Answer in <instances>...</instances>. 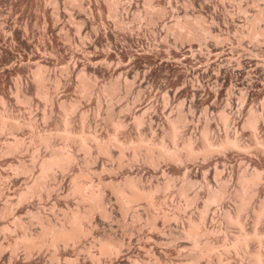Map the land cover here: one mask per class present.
Segmentation results:
<instances>
[{
  "label": "rangeland",
  "instance_id": "374dc122",
  "mask_svg": "<svg viewBox=\"0 0 264 264\" xmlns=\"http://www.w3.org/2000/svg\"><path fill=\"white\" fill-rule=\"evenodd\" d=\"M107 1L108 0H0V111H6L9 115L12 114L13 118L16 117V120L21 122L24 121L23 123L26 125L27 122L30 123L24 126L26 128L23 127L18 131L13 132L7 130L8 132L5 131L6 133H0L1 150H5V147L12 143V141H15V139H20L23 143L27 144L26 148L24 144L23 150L21 149L19 152L13 154L4 152L2 154L0 150V232L2 231V234H0V264H56V261H59L61 264H133L135 262V264H220L219 262H221V264H251V261H249L250 259L244 256L245 253H241L242 250L240 252L236 251L237 253L235 255V251L227 253L224 246H221L224 245L225 242L230 244L240 233L239 230H241L237 226L229 227L226 223V226H224L223 221L225 220L224 217H222L226 209L227 211H232V208H234L232 212H234V210L236 211V204H238L236 193L238 191L237 187H239V184H237L239 183L238 176L242 173L252 174L260 171L261 177H263L262 181L264 180V153L257 151L254 147H252L254 150H252V152L247 151L248 153L236 149H231V151L227 149L218 151L217 153L214 152L207 158L198 156V161H196V159H193V161L187 160L183 161V164H179L178 162H168V164L164 162V165L161 164L160 167H156L144 162L145 159L143 157L135 161L131 150H127L128 152L126 151V156L124 155L123 158L120 156L119 147L112 146L113 148H110V155L104 157L105 155L99 156L103 154H99L95 148H93L95 152L92 150L91 153H86L80 150L76 143L73 144L74 142H72V144H69L72 147L70 149L69 146V150H74L76 147V151H73L76 156V161L72 164L73 167H70L71 170H65L67 172L58 170V172H60H56L57 176L56 174L50 176L51 179L49 180L48 178L47 181L49 184L52 183L51 185H48L46 182L47 186L58 190L56 192L53 191L54 193L52 192L53 194L51 193L49 197L46 191H43L41 193V197L43 198L35 196L32 198L33 200L28 199L25 200V202L20 201L22 194L20 192H23L24 189L26 190L29 186L28 184H32L39 177L40 160L49 155L51 150V148L48 149L45 145L40 146V143H37L35 134L37 132H39L37 134H43L46 131L47 133H51V130H56V135L54 132L52 133L54 137L51 140V147H53L54 144H56V146L53 148L56 147L59 149L64 147L66 144L65 140H63L62 137V142L60 143L61 136L58 135L61 133L60 129L62 126L59 122H62L63 117V115L61 116L63 112H61V104L59 103H67L68 105L71 100V103L77 102L78 106L76 112L74 111L76 114L72 113L69 116V120L74 124L71 125L76 128L75 130L78 128L80 129L81 125H87L83 126L84 128L87 127L85 130H88L89 127L92 126L90 129L93 128L95 132L98 131L97 133L102 135H100L101 138L103 137L102 139L106 137L109 138V134H113V130L111 131V129H109L112 128V125L110 126L111 122L108 121L109 118L110 121L115 118L114 120L119 119L121 121L123 120L124 122H122L124 124L126 123L125 127L127 126V130L123 128L118 132V137H122L121 139L123 141L134 137V139H136V137L139 136L138 134L141 133V135L144 134L148 136L149 139L153 136V139L158 141L163 139L161 136L165 132L164 129H167L169 121L182 114L185 115L186 118L188 117V121L181 130L179 144L191 138L195 141V147L201 148L202 132L205 128H208L210 139L215 144H218L228 136L231 138L239 137L243 146H248V144L252 145V131L244 128L243 125L250 113L256 111L257 114H262L263 116H261L262 121L259 123L260 125L257 129V133H259L258 137L264 142V35L257 39H253L252 37L254 32L264 30V21L260 22L255 27L247 25L259 11H264V0ZM10 2L12 3L10 4ZM184 2L188 4L185 5ZM112 4H114V6H112ZM188 5H190L189 8ZM157 6L160 7V10H158ZM10 8L12 9L10 10ZM161 11H163V14H160ZM150 13L151 15H149ZM198 15L202 16L200 17L204 19L203 23L210 28L209 32L206 34L207 36H202L201 40L187 38L183 40L179 39L176 34L177 30L174 27L175 24L179 21H184L186 16L195 19ZM152 19L153 21H151ZM213 23L218 24L219 27H215ZM4 24L5 26L2 27ZM4 27L5 30L3 32ZM220 36L223 37L221 38ZM216 37L225 40L223 42H218ZM41 77H43L44 81ZM39 79L40 81H37ZM39 90L44 94L46 93L47 100L39 95L41 93ZM82 111L87 114L85 120L87 123L84 122V124L79 120L81 119L80 116L83 114ZM221 112H226V114L229 115V124L227 126L222 123L220 116ZM46 114L47 116H44ZM96 115L98 117H96ZM108 116L110 117L108 118ZM116 116L119 118H116ZM137 116L145 117L144 124L140 129L134 127L135 120L138 118ZM44 117H46V119ZM32 124L34 125L33 127H31ZM57 127H60V129ZM151 128L153 129L151 130ZM137 129L139 130L136 131ZM120 132L122 133L120 134ZM34 139L35 145L33 142ZM45 151L49 153L47 154ZM97 153L99 155H97ZM249 154L250 156H248ZM91 156L92 160H88ZM142 159L144 160L142 161ZM96 160H98L99 163L98 161L91 163V161L93 162ZM35 161L39 162L35 163ZM85 161L90 162L87 164ZM176 164L179 167H177ZM24 165L27 169L26 172L18 170ZM34 166L36 167V171ZM105 167L107 171H105ZM153 167H155V169ZM32 169L35 172L32 171ZM32 172L35 173V175ZM75 172L77 175L86 173V182L92 183L96 188L101 189L103 187L104 189H102L104 191L106 190L105 194L108 196H105L108 204L107 207L112 205L108 208L109 211L113 212H111V219L115 218L114 222L113 219L105 221L99 216H96V219L93 220V224L91 222L85 223L86 226L88 225L87 227L91 225L89 227L91 229V234L86 238H82L80 240L81 243H77H80L79 245L73 244V247L71 245L60 247L59 250L57 249L58 251L55 250V248L48 247L42 249L43 251H36L37 254L33 253V255H30V258L26 259L27 255L25 253L27 252H23L25 251L23 248H21V250L19 249L20 251L18 250V252L14 251L12 248V241L18 239L16 235L19 234L18 237H20V234L22 235L21 232L27 231L28 226L27 232H31L32 234H37L41 231V220L34 217L35 215H33V213H40L42 217L52 216L51 221L55 222L56 220L62 221L65 212H68L69 209L74 210L78 207L79 202L77 201V197L70 193L71 179L75 176ZM100 173L103 176H100ZM109 173L111 175H109ZM217 173L219 174L217 175ZM128 175L130 177L139 176L140 179L142 177L143 179L141 182L145 185H147V183L148 185L151 183L163 184L166 180L170 181V188L165 190L167 192L163 191L161 194L159 193V195H157V199L162 203V210H158L159 213L160 211L162 212V214L160 213V220L158 221L159 218L155 220V222L158 223V225L155 224L158 226L159 230L154 231L151 226V228L149 227L148 221L145 220L148 219L145 216L151 213L150 210L146 208L147 206L145 204L132 210H140L138 213L142 212V215H140L142 218L144 216V220L142 219L144 222L141 219V221L132 219L136 211L135 213L130 211L129 215H124L125 217H122L123 214L119 211L121 209L118 205L117 197L111 191L107 182L110 183L114 179L119 181V178L122 179L128 177ZM55 176L57 177V182ZM152 179L155 180L153 181ZM174 179L175 182L173 181ZM149 181L151 183H149ZM186 182H190L191 184H187ZM193 182L195 183L193 184ZM261 182L255 187L257 190L254 189L256 192L259 191L257 192L258 194L254 192L251 206L245 211L246 214L243 213L242 215V221L246 225L243 227L246 228L245 231L247 230L248 232L250 230L252 231L253 228H258V231L264 232V216L260 222L255 223L253 211L251 210L260 204L259 201L262 202L264 200V181ZM172 183L175 185H172ZM105 184L107 186H105ZM185 185L190 188L186 189V191H190H187V195L185 194V196L179 195L180 189L187 188ZM188 185H190V187ZM222 187L225 189V195H223L221 201L211 204L210 208L208 206V214L206 211L205 215L207 219H204V221L208 220L205 223L206 225L204 224L207 229L204 228L206 230L209 229V232H211L212 229V232L215 231L214 233L211 232L209 235L210 237L207 236L204 240L202 239L203 242L200 243L201 248H204L202 244L204 246L207 242L213 243V245L215 244L217 247H215V249L218 252L215 249L213 250L214 252H205L206 254L204 253V257H201V260L199 258V262H196L195 260L197 257L194 260L193 257L199 253L197 251L203 249L194 247V241L192 242L191 239L184 238L185 236L182 235V227L185 226V221L187 222L189 217L198 220L199 217L197 218V216L203 211L207 196L209 197L211 192L213 193L214 191L223 189ZM59 190L60 192H58ZM66 192H69V194ZM227 193L228 195H226ZM177 194L179 196H177ZM187 196L188 199L186 200ZM191 198L193 200H191ZM44 199L46 200L43 201ZM189 199L191 200L190 203ZM18 200L20 201L19 203H17ZM185 202L190 205H185ZM254 204L256 206H254ZM7 205H10L8 207L12 209V213L10 212L11 214H7L8 216H4V211L2 210H4V208L6 209L7 207L4 206ZM180 206H182L185 211L182 210L180 212ZM146 209L149 210V213ZM167 209H169V211ZM142 210L145 211L143 212ZM164 211L171 216V219H169L171 222L169 220V222L165 220L162 221L163 218L161 215H163ZM61 216L63 218H60ZM175 218L177 221L174 220ZM34 219L39 222L40 227L38 222ZM60 221H56L55 223ZM164 222L165 224H163ZM24 225L28 226L25 227ZM261 225L263 226L261 227ZM6 226L9 230L3 231ZM18 226H22L23 228L20 227L21 229L25 227V229L21 230ZM148 232L150 234H148ZM180 232L183 237L180 235ZM112 235H115V238ZM109 236L111 239L120 240L121 243H124H122L123 247L121 253L119 256H116L118 260L115 256L101 258L98 255L100 241L102 242L103 240L109 239ZM95 237L98 238V241L94 239ZM206 238L208 241H206ZM8 242L11 247L7 246ZM263 243L264 239L262 241V244ZM260 244L258 241L251 243L250 248L252 249L250 250L255 251L261 246H264V244ZM131 246L132 248H129ZM84 249H87V251ZM195 252H197V254H194ZM191 253L193 255H191ZM93 255L97 256L98 261L96 259L92 260L91 257ZM52 256H59L60 258L58 259L56 257L58 260H52ZM75 257L79 259L76 260ZM223 257H225V259ZM244 258H246V260H244ZM27 260L29 261L27 262Z\"/></svg>",
  "mask_w": 264,
  "mask_h": 264
},
{
  "label": "bare ground",
  "instance_id": "6f19581e",
  "mask_svg": "<svg viewBox=\"0 0 264 264\" xmlns=\"http://www.w3.org/2000/svg\"><path fill=\"white\" fill-rule=\"evenodd\" d=\"M60 1V0H59ZM65 1V0H64ZM78 1V0H77ZM155 1V0H154ZM177 1V0H176ZM191 1V0H190ZM230 1V0H229ZM238 1V0H237ZM75 2V1H74ZM107 2H109V0L107 1ZM146 2V1H145ZM148 2V1H147ZM218 2V1H217ZM12 2H10V4H11ZM66 3H67V1H66ZM116 3H117V1H116ZM120 3V2H119ZM168 3H170V2H168ZM185 3V5L186 4H188V3H186V2H184ZM191 3V2H190ZM207 3V2H206ZM64 4V3H63ZM71 4H73V3H71ZM77 4V3H76ZM75 4V5H76ZM145 4V3H144ZM147 4V3H146ZM149 4V3H148ZM157 4V3H156ZM217 4V3H216ZM222 4V3H221ZM54 5H55V3H54ZM60 5V4H59ZM70 5V4H69ZM78 5H80V4H78ZM110 5H111V2H110ZM117 5V4H116ZM184 5V4H183ZM193 5V4H192ZM224 5H225V3H224ZM112 6H114V4H112ZM162 6V5H161ZM189 6L190 5H188V8H189ZM9 7V6H8ZM64 7V6H63ZM79 7H81V6H79ZM149 7V6H148ZM158 7V6H157ZM193 7V6H192ZM223 7V6H222ZM69 8V7H68ZM155 8V7H154ZM195 8V7H194ZM193 8V9H194ZM12 8H10V10H11ZM161 9H162V7H161ZM187 9V8H186ZM150 10H151V8H150ZM156 10V9H155ZM158 10H160V7H158ZM196 10V9H195ZM241 10V9H240ZM147 11H148V9H147ZM246 11V10H245ZM149 12V11H148ZM167 12V11H166ZM216 12V11H215ZM243 12V11H242ZM13 13V12H12ZM53 13H55V12H53ZM154 13V12H153ZM158 13V12H157ZM70 14V13H69ZM73 14V13H72ZM148 14V13H147ZM160 14H163V11H161V13ZM165 14V13H164ZM149 15H151V13L149 14ZM190 15V14H189ZM188 15V16H189ZM152 16H153V14H152ZM156 16V15H155ZM160 16H162V15H160ZM185 16V15H184ZM188 16H186L185 17V20L184 21H179V22H177L176 24H175V29L177 30V36H178V38L179 39H185V38H187V39H202V36H204V35H206L208 32H209V26H207V25H205L204 23H203V20L204 19H202L199 15H198V17H194L195 19H192L191 17H188ZM191 16V15H190ZM71 17V16H70ZM178 17H179V15H178ZM3 18V17H2ZM68 18H69V16H68ZM151 18V17H150ZM157 18V17H156ZM184 18V17H183ZM1 19V18H0ZM158 19V18H157ZM182 19V18H181ZM57 20V19H56ZM55 20V21H56ZM177 20V19H176ZM71 21V20H70ZM151 21H153V19L151 20ZM214 21V20H213ZM248 21V20H247ZM264 21V11H259L257 14H256V16H254V18L250 21V23L249 24H247L248 26H251V27H255V26H257L260 22H263ZM3 23V22H2ZM245 23V22H244ZM243 24V23H242ZM213 25L215 26V27H219V25L218 24H215V23H213ZM239 25V24H238ZM3 26H5V24L4 25H2V27ZM1 27V28H2ZM212 27V26H211ZM239 27V26H238ZM264 27V26H263ZM171 28H172V26H171ZM247 28V27H246ZM262 28V27H261ZM16 29V28H15ZM220 29V28H219ZM240 29H242V28H240ZM243 29H245V28H243ZM4 30H5V27H4V29H3V32H4ZM10 31V30H9ZM12 31V30H11ZM245 31V30H244ZM6 32V31H5ZM173 32V31H172ZM222 32V31H221ZM244 33V32H243ZM10 34V33H9ZM175 34V35H176ZM252 34V33H251ZM227 35V34H226ZM226 35H225V37H226ZM264 35V30L263 31H257V32H254L253 33V35H252V37H253V39H257L258 37H260V36H263ZM207 36V35H206ZM214 36V35H213ZM217 36V35H216ZM221 37V36H220ZM220 37H216V40L218 41V42H223L225 39H221ZM83 38V37H82ZM85 38V37H84ZM234 38V37H233ZM246 40V39H245ZM250 40V39H249ZM83 41V40H82ZM187 41V40H186ZM203 41V40H202ZM230 41H231V39H230ZM234 41V40H233ZM200 42V41H199ZM217 42V43H218ZM228 42V41H227ZM239 42V41H238ZM239 44H240V42H239ZM220 45H221V43H220ZM222 45H223V43H222ZM40 68V67H39ZM38 69V68H37ZM44 73V72H43ZM85 75V74H84ZM38 78V77H37ZM41 79L43 80V77H41ZM37 81H40V79L39 80H37ZM44 81V80H43ZM35 82V81H34ZM42 83V82H41ZM43 84H44V82H43ZM83 84V83H82ZM79 85V84H78ZM39 86V85H38ZM37 87V86H36ZM45 88V87H44ZM80 88V87H79ZM105 88H106V86H105ZM104 88V89H105ZM108 89V88H107ZM40 91V90H39ZM104 91V90H103ZM109 91V90H108ZM117 91V90H116ZM41 92V91H40ZM89 92V91H88ZM88 92H87V94H88ZM107 92V91H106ZM48 93V92H47ZM37 94H39V93H37ZM46 94V93H45ZM44 93H40L39 95L41 96V97H43L44 99H46L47 100V96L45 95ZM102 95V94H101ZM111 95V94H110ZM109 95V96H110ZM106 96V95H105ZM112 97V96H111ZM241 97V96H240ZM101 98V97H100ZM109 98V97H108ZM140 98V97H139ZM244 98V97H243ZM138 100V99H137ZM72 101V100H71ZM71 101H70V104H68L67 105V103L65 104V103H59V104H61L60 105V107H61V109H62V111L61 112H63V113H61V116L63 115V117H62V122H59V124H61L62 126H61V129H60V127L58 128V129H60L61 130V133H60V130H59V133L60 134H58V135H60L61 136V141H60V143L62 142V137H63V140H65V145H64V147H62V148H59V149H57L56 147L55 148H53L54 146H56V144H54L53 145V147H51V140H52V138L54 137V134H52L53 132L55 133V135H56V130L55 131H52L51 130V133L49 132V133H47V131L45 132V133H43V134H37V133H39V132H37L35 135H36V140H37V143L39 142L40 144V146L41 145H45V146H47L48 147V149L49 148H51V150H50V153L49 152H47V151H45V152H47V154L49 153V155H47V156H45L44 158H43V156H42V160H40V175H39V177L32 183L31 181V183L32 184H28L27 186V188H26V190L24 189V191L22 192H20V193H22L21 194V198H20V201H24L25 202V200H30V199H32L33 197H35V196H37V197H41V193L44 191H46V193H47V195H48V197L51 195V193L53 192V191H57L58 189L56 188V187H54V188H56L57 190H55V189H53L52 187H49V186H47V184H46V182L48 183V185H51L52 183H50L49 184V182L47 181L48 180V178H49V180L51 179L50 178V176H54L55 174H56V172L57 173H59L58 172V170H61L62 172L63 171H65V170H67V169H69V170H71L70 169V167L72 166V164L76 161L75 159H76V156H75V151H76V147L74 148V150H69V144L71 143L72 144V142H74L73 144H77L78 146H79V149L80 150H83V151H85L86 153H91V151L93 150L94 151V149L93 148H95L96 149V151L99 153V154H103V155H99L98 153H97V155H99V156H104V157H106V156H109L110 155V148L113 146H117V147H119V149H120V156L121 157H123L124 155L126 156V151L128 150V151H132V155H133V158L135 159V161L136 160H138L139 158L141 159L142 157L145 159V161L144 162H147L148 164H151V166L153 165V166H158V167H160L161 166V164H163L164 162H171V163H173V162H178L179 164L180 163H182L183 161H187V160H192L193 161V159H196V161H198L199 159L197 158L198 156L199 157H201V156H203L204 158H207L208 156H210L211 154H213L214 152L215 153H217L218 151H224V150H227V149H230V151H231V149H233V150H239V151H248V152H252V150H254L255 148L257 149V151H260V152H262V153H264V142H263V140H261L259 137H258V135H259V133H257V129H258V127H259V123H261L260 121H262V114L261 115H259V114H257L256 113V111L255 112H251L250 113V115H249V117L247 118V120L245 121V123H244V128H247V129H249V130H251L252 131V136L251 137H253V139H252V145L251 144H248V146L247 145H245V146H243V144L240 142V140H239V137L237 138V137H234V138H231V137H225L223 140H221V142H219L218 144H215L213 141H211V139H210V134H209V130H208V128H205L204 130H203V132H202V147L201 148H196L195 146L196 145H194V140L193 139H191V138H188V139H184L185 141H181L182 143L181 144H179V139L181 138V130H182V128H184L183 126H185L186 125V123H187V118H186V116L185 115H182L181 113V115H179L177 118H175V119H173V120H170L169 121V124H168V126H167V129L165 128L164 130H165V132H164V134L161 136V137H163V139H161V140H158V141H156V140H154L153 139V136H152V138H151V136H150V138L151 139H149L148 138V136H145L144 134V136L143 135H141V134H138L139 136H137L136 137V139H134V138H128V140L127 139H125V138H123V139H125V141H123L121 138L122 137H118L119 136V131L120 130H122L123 128H125V130H127V126L125 127V125H126V123L124 124L121 120H119V119H117V120H114V119H112V115H113V113H112V115H111V119H112V121H110V116H108V118H109V121L108 122H111V124H110V126L112 127V128H109V129H111V131H112V133L113 134H109L110 135V137L109 138H105V139H102L101 137H100V135L97 133V132H95L94 130H93V128L92 129H90L91 127H89V129L88 130H90V131H88V130H85L87 127H83V126H87V125H81L80 126V129L78 128L77 130H75L76 128L75 127H73L72 125H74V124H72L71 123V120H69V116L72 114V113H74V111L76 112V109L78 108V106H77V102H74V103H71ZM78 101V100H77ZM108 101V100H107ZM245 101V100H244ZM54 102V101H53ZM63 102H66V101H63ZM98 102H99V100H98ZM264 102V101H263ZM69 103V102H68ZM55 104H56V102H55ZM102 105V104H101ZM112 106V105H111ZM262 106H263V104H262ZM59 107V106H58ZM264 107V106H263ZM60 109V110H61ZM113 109V108H112ZM124 109V108H123ZM122 109V110H123ZM130 110V109H129ZM3 111V110H2ZM80 111V110H79ZM112 111V110H111ZM110 111V112H111ZM127 111V110H126ZM125 111V112H126ZM252 111H254V110H252ZM6 112V111H5ZM5 112H1L0 111V133H4L5 131H7V130H11V131H18V130H20V129H22L26 124H24L23 122H21V121H18V120H16L17 118L16 117H14L13 118V115H12V117H11V115H9L7 112L5 113ZM84 111H82V113H83ZM94 112H96V111H94ZM113 112H114V110H113ZM121 112V111H120ZM130 112V111H129ZM78 113V112H77ZM102 113V112H101ZM134 113H136V112H134ZM45 114V113H44ZM74 114H76V113H74ZM78 114H80V113H78ZM95 114V113H94ZM106 114V113H105ZM110 114V113H109ZM81 115V114H80ZM101 115V114H100ZM134 115V114H133ZM44 116H47V114L46 115H44ZM86 116H87V114H85V113H83L80 117H81V119H79V120H81V122H82V124H84V122H86L85 120H86ZM90 116V115H89ZM220 116H221V120H222V123H224V125H228L229 124V115L228 114H226V112H221V114H220ZM262 116V117H261ZM96 117H98L97 115H96ZM118 116H116V118H117ZM132 117V116H131ZM138 117V116H137ZM16 118V119H15ZM45 119H46V117H44ZM106 118H107V116H106ZM119 118V117H118ZM134 118V117H133ZM136 118V117H135ZM87 119H88V117H87ZM98 119V118H97ZM103 119V118H102ZM169 120V119H168ZM60 121V120H59ZM88 121V120H87ZM144 121H145V117L144 116H140V117H138V118H136V120H135V126L134 127H136V128H139L140 129V127L144 124ZM26 123V122H25ZM31 123H32V121H31ZM35 123V122H34ZM87 123V122H86ZM85 123V124H86ZM146 123V122H145ZM30 123H28L27 122V125H29ZM72 124V125H71ZM79 124H80V122H79ZM90 124V123H89ZM148 124V123H147ZM26 125V126H27ZM109 125V124H108ZM134 125V124H133ZM34 125L32 124V126L31 127H33ZM35 126H36V124H35ZM72 126V127H71ZM79 126V125H78ZM82 127V128H81ZM109 127V126H108ZM24 128H26V127H24ZM34 128H36V127H34ZM56 129V128H55ZM139 129H137L136 131H138ZM153 128H151V130H152ZM35 130V129H34ZM93 130V131H92ZM98 130V129H97ZM33 131V130H32ZM110 131V132H111ZM8 132V131H7ZM108 132V131H107ZM6 133V132H5ZM17 133V132H16ZM34 133V132H33ZM47 133V134H46ZM102 133V132H101ZM122 132H120V134H121ZM125 133V132H124ZM182 133H184V132H182ZM236 133V132H235ZM11 134V133H10ZM104 134H106V133H104ZM137 134V133H136ZM152 134V133H151ZM238 134V133H237ZM1 135V134H0ZM4 135V134H3ZM99 135V136H98ZM102 136V135H101ZM156 136V135H155ZM33 137V136H32ZM125 137V136H124ZM17 138V137H16ZM155 138V137H154ZM56 139V138H55ZM59 139V138H58ZM122 141H121V140ZM156 139V138H155ZM32 140V139H31ZM57 140V139H56ZM56 140H53V141H56ZM127 140V141H126ZM24 141V140H23ZM26 142V141H25ZM34 145H35V139H34ZM56 143V142H55ZM58 143H59V141H58ZM24 144L25 143H23L20 139H18V140H16L15 139V141H12V143H10V144H8V146L7 147H5L4 149L5 150H1L2 151V154H3V152L4 153H7V154H13V153H17V152H19L21 149L23 150L24 149ZM26 145L27 144H25V148H26ZM61 145V144H60ZM59 145V146H60ZM59 146H57V147H59ZM76 146V145H75ZM23 147V148H22ZM30 147H31V145H30ZM35 147V146H34ZM33 147V148H34ZM37 147H38V144H37ZM42 147H44V146H42ZM46 147V148H47ZM112 147V148H113ZM252 147H254V149L252 148ZM72 147L70 146V149H71ZM117 149V148H116ZM26 150V149H25ZM37 150V149H36ZM78 150V149H77ZM112 150V149H111ZM30 151V150H29ZM49 151V150H48ZM74 151V152H73ZM127 151V152H128ZM238 151V152H239ZM79 152V151H78ZM81 152V151H80ZM95 152V151H94ZM247 152V153H248ZM38 153H39V151H38ZM37 153V154H38ZM86 153H85V155H86ZM93 153V152H92ZM131 153V152H130ZM220 153H222V152H220ZM225 153V152H224ZM240 153V152H239ZM238 153V154H239ZM6 154V155H7ZM43 154V153H42ZM81 154V153H80ZM245 154V153H244ZM252 154V153H251ZM253 154H254V152H253ZM32 155V154H31ZM111 155H112V153H111ZM89 156V155H88ZM92 156H94V155H92ZM92 156L88 159V160H92ZM248 156H250V154L248 155ZM38 157H40V156H38ZM87 157V156H86ZM95 157V156H94ZM119 157V156H118ZM120 157V158H121ZM212 157V156H211ZM99 158V157H98ZM119 158V159H120ZM124 158V157H123ZM251 158H252V156H251ZM255 158V157H254ZM118 159V158H117ZM127 159V158H126ZM144 159H142V161L144 160ZM198 159V160H197ZM93 160H94V158H93ZM112 160H113V158H112ZM124 160V159H123ZM205 160V159H204ZM98 160H96V161H91V163H94V162H97ZM104 161V160H103ZM108 161V160H107ZM129 161V160H128ZM142 161H140V162H142ZM21 162V161H20ZM38 163L39 161H35V163ZM86 162V161H85ZM89 162L90 161H88V162H86L87 164H89ZM116 162V161H115ZM133 162V161H132ZM195 162V161H194ZM98 163H99V161H98ZM109 163V162H108ZM114 163V162H113ZM131 163V162H130ZM129 163V164H130ZM168 163V164H169ZM193 163V162H192ZM25 164V163H24ZM86 164V165H87ZM120 164V163H119ZM129 164H125V165H129ZM183 164V163H182ZM186 164V163H185ZM23 165V164H22ZM85 165V164H84ZM95 165V164H94ZM108 165V164H107ZM112 165V164H111ZM115 165V164H114ZM122 165V164H121ZM164 165V164H163ZM166 165V164H165ZM20 166V165H19ZM38 166H39V164H38ZM81 166V165H80ZM91 166V165H90ZM97 166V165H96ZM150 166V167H151ZM176 166H177V164H176ZM182 166V165H181ZM186 166V165H185ZM29 167V166H28ZM35 167V166H34ZM73 167V166H72ZM79 167V166H78ZM83 167V166H82ZM85 167V166H84ZM114 167V166H113ZM177 167H179V166H177ZM31 168V167H30ZM33 168V167H32ZM117 168V167H116ZM125 168V167H124ZM123 168V169H124ZM154 169H155V167H153ZM17 169V168H16ZM35 169V171H36V167L34 168ZM105 169H106V167H105ZM129 169V168H128ZM13 170H15V169H13ZM18 170H21V171H23V172H26V167H25V165L24 166H22V167H20ZM28 170H30V169H28ZM81 170V169H80ZM101 170V169H100ZM109 170V169H108ZM182 170V169H181ZM16 171V170H15ZM31 171V170H30ZM32 171H34L33 169H32ZM34 171V172H35ZM79 171V170H78ZM105 171H107V169L105 170ZM112 171V170H111ZM166 171V170H165ZM179 171V170H178ZM65 172H67V171H65ZM114 172V171H113ZM123 172V171H122ZM262 172V171H261ZM30 173V172H29ZM33 173V172H32ZM76 173V172H75ZM99 173V172H98ZM26 174V173H25ZM34 175H35V173H33ZM38 174H39V172H38ZM62 174V173H61ZM67 174H69V173H67ZM86 174V173H85ZM84 173H80V174H78L77 175V173L75 174V176L73 177V179H71L72 180V182H71V188H70V193H71V195H73V196H75V197H77V201L79 202V204H78V207L76 208V209H72V210H70L69 209V211L67 212H65V214H64V218L61 216L60 218H63V220L62 221H60V220H56V221H60V222H58V223H55L54 221L52 222L51 221V217H49L48 215H46V216H48V217H42V215L40 214V213H37V214H35V213H33V215H35L34 217H36L37 219H40L41 221H40V223H41V225H42V228H41V231L39 232V231H37V232H39V233H37V234H32L31 232H27L28 231V227L26 226V225H24L25 227H27V231H25V232H21L22 233V235L20 234V237H18V235H16V237L18 238V239H16L15 237V239H16V241H12L13 242V245H12V248H13V250L14 251H17L18 252V250L20 249L21 250V248H23V250H25V251H23V252H27V253H25L26 255H27V258L26 259H28V258H30V255H33V253H36V251L38 252H40V250H42V249H45V248H48V247H52V248H55V250H59V248L60 247H67V246H72L73 244H77L78 242H80V240L82 239V238H86V237H88L90 234H91V229L89 228V227H87L86 225H85V223L86 222H91L92 224L94 223V219H96V216H99L101 219H103V220H107V221H110V220H112L113 219V222H114V219L115 218H112L111 219V217H112V211H109V208L108 207H110V206H112V205H110V206H108L107 207V201H106V197L105 196H107L106 194H105V192H106V190L104 191L102 188L100 189V188H96L92 183H88V182H86L85 181V179H86V177H87V175H85ZM92 174V173H91ZM101 174V173H100ZM99 174V175H100ZM108 174V173H107ZM114 174V173H113ZM117 174V173H116ZM164 174V173H163ZM186 174V173H185ZM219 173H217V175H218ZM19 175H20V173H19ZM32 175V174H31ZM33 175V176H34ZM109 175H111L110 173H109ZM165 175V174H164ZM187 175V174H186ZM29 176H30V174H29ZM56 176H57V174H56ZM55 176V178H56V182H57V177ZM63 176V175H62ZM89 176V175H88ZM100 176H103L102 174L100 175ZM119 176V175H118ZM125 176H127V175H125ZM132 176V175H131ZM172 176H173V174H172ZM240 176V177H239ZM238 176V181H239V183H237V184H239V187H237L238 188V191H237V198H236V200H237V203L238 204H236L237 205V207H236V211L234 210V212H232L233 211V209L234 208H232V211H227V209L225 210V212H223V214H222V217H224V220L225 221H223V218L221 217V219H222V221L224 222V226H226V224L229 226V227H235V226H237V227H239V229H241V230H239L240 231V233L234 238V240H232L231 242H230V244H228V242H225V244L224 245H219V246H221V247H223L224 246V248H225V250L227 251V253H229V252H231V251H235V255H236V251H241V253L243 254V253H245L244 254V256L245 257H248L250 260L249 261H251V264H262V263H264V251H263V249H264V246H261L258 250L256 249L255 250V248H254V250L255 251H251L250 249H252V248H250V244L251 243H254L255 241H258L259 242V244H260V242H261V244H262V241H263V239H264V232H260V231H258L257 229L258 228H256V229H252V231L250 232H248L247 230L245 231V229L246 228H244L243 226H246L245 225V223H243V217H242V215H243V213L244 214H246V210L251 206V204H252V198L254 197L253 196V194H254V192H256V191H254V189H255V187L257 186V185H259L260 184V182L262 181V178L263 177H261V174H260V171L259 172H255V173H252V174H248V173H242L241 175H239ZM32 177V176H31ZM70 177V176H69ZM96 177H98V176H96ZM144 177V176H143ZM34 178V177H33ZM101 178H103V177H101ZM107 178V177H106ZM116 178H118V177H116ZM168 178V177H167ZM53 179H54V177H53ZM52 179V180H53ZM59 179V178H58ZM120 179V180H119ZM118 180L119 181H117V180H112L110 183L109 182H107L108 183V186H110V188H111V191L116 195V199H117V201H118V205H119V207H120V209L121 210H119L120 212H122V217L124 216V215H129L130 213V211L132 212V213H135V211L137 210H135V211H132V210H134L136 207H139L140 205H146V206H144V207H146V208H148L149 210H150V212L151 213H149V210L148 209H146V210H148V213H149V215L147 216H145V217H147L148 219H145L146 221H148V223H149V227L151 226L153 229H154V231L155 230H159V228H158V226H156V224L158 225V223H156L155 222V220H157V218H159L160 217V213L162 214V212L160 211V213L158 212V210H162V206H161V202L157 199V195H159V193L161 194L163 191H165V190H167V189H169L170 188V186H171V183H170V181H168V180H166L163 184L162 183H160V184H153V183H151L150 181H149V183H151L150 185H148V183H147V185H145V184H142V182H141V180L143 179L142 177H141V179H140V177L138 176V177H130L129 175H128V177H125V178H119ZM169 179H170V177H169ZM60 180V179H59ZM62 180V179H61ZM64 180V179H63ZM90 180V179H89ZM96 180V179H95ZM105 180V179H104ZM153 180V179H152ZM155 180V179H154ZM153 180V181H154ZM184 180V179H183ZM55 181V180H54ZM148 181V180H147ZM146 181V182H147ZM152 181V182H153ZM174 182H175V179L173 180ZM185 181V180H184ZM188 181V180H187ZM264 181V180H263ZM262 181V182H263ZM51 182V181H50ZM99 182V181H98ZM106 182V181H105ZM261 182V183H262ZM28 183V182H27ZM94 183V182H93ZM102 183V182H101ZM145 183V182H144ZM187 183V182H186ZM195 182H193V184H194ZM60 184V183H59ZM103 184V183H102ZM174 183H172V185H173ZM187 184H191L190 182L189 183H187ZM101 185V184H100ZM175 185V184H174ZM197 185V184H196ZM62 186V185H61ZM96 186H98V185H96ZM105 186H107L106 184H105ZM189 187H190V185H188ZM193 186V185H192ZM191 186V187H192ZM261 186V185H260ZM185 187H187V185H185ZM194 187V186H193ZM196 187V186H195ZM263 187V186H262ZM58 188H59V186H58ZM62 188V187H61ZM109 188V187H108ZM109 188V189H110ZM180 188V187H179ZM179 188H177V189H179ZM223 189H220V190H217V191H214L213 193L211 192V194L209 195V197L207 196V200H206V202H204V204H205V207L203 206V211L200 213V215L199 216H197V218L199 217V219L198 220H195L196 218H190L189 217V219L187 220V222L185 221V226L184 227H182L183 228V230H182V235H184L185 237L184 238H188V239H191V241L193 242L194 241V243H193V245H194V247H196V248H201L200 247V243L201 242H203L202 241V239L204 240L205 239V237H207V236H209L210 234H211V232H212V230H211V232H209L210 230L208 229V230H206L207 228L205 227V223L208 221V220H206V221H204V219L206 218V211H207V208H208V206H209V208H210V205L211 204H214V203H217V202H219V201H221V199L223 198V195H225L224 194V187H222ZM186 189H190V188H182V189H180L179 190V195H184L185 196V194L187 193V191H190V190H187L186 191ZM236 189V188H235ZM259 189V188H258ZM255 190H257V188L255 189ZM178 191V190H177ZM58 192H60V190L58 191ZM108 192V191H107ZM165 192H167V191H165ZM176 192V191H175ZM209 192V193H210ZM227 192V191H226ZM234 192H235V190H234ZM233 192V193H234ZM257 192H259V191H257ZM256 192V194H258ZM54 193V192H53ZM52 193V194H53ZM67 193V192H66ZM44 194V193H43ZM57 194V193H56ZM59 194V193H58ZM67 194H69V192L67 193ZM113 194V195H114ZM167 194V193H166ZM261 194V193H260ZM259 194V195H260ZM178 194H177V196H179ZM187 195V194H186ZM226 195H228V193L226 194ZM58 196V195H57ZM63 196V195H62ZM258 196V195H257ZM46 197V196H45ZM61 197V196H60ZM59 197V198H60ZM68 197V196H67ZM108 197V196H107ZM161 197H162V195H161ZM256 197V196H255ZM41 198H43V197H41ZM47 198V197H46ZM52 198V197H51ZM58 198V197H57ZM72 198V197H71ZM113 198V197H112ZM111 198V199H112ZM185 198V197H184ZM195 198V197H194ZM225 198V197H224ZM68 199V198H67ZM74 199V198H73ZM108 199V198H107ZM115 199V200H116ZM160 199V198H159ZM166 199V198H165ZM188 199V196H187V198H186V200ZM256 199V198H255ZM33 200V199H32ZM46 199H44L43 201H45ZM62 200V199H61ZM64 200V199H63ZM66 200V199H65ZM72 200V199H71ZM70 200V201H71ZM191 200H193L192 198H191ZM190 199H189V203H190V201H191ZM235 200V199H234ZM19 200H18V202L17 203H19L20 202ZM41 201V200H40ZM40 201H38V202H40ZM42 201V202H43ZM59 201V200H58ZM70 201H68V202H70ZM184 201V200H183ZM194 201H195V199H194ZM253 201H254V199H253ZM166 202V201H165ZM197 202V201H196ZM256 202H257V200H256ZM109 203V202H108ZM117 203V202H116ZM182 203V202H181ZM187 202H185V205H190V204H186ZM193 203V202H192ZM191 203V204H192ZM260 203V204H259ZM259 205L258 206H256L255 204H254V206H256V207H254L253 208V205H252V208L253 209H251L252 211H253V218L255 219V223H258V222H260L261 221V219H263V216H264V200L262 201V202H260L259 201ZM24 204V203H23ZM110 204V203H109ZM168 204V203H167ZM170 204V203H169ZM196 204V203H195ZM223 204H224V202H223ZM74 205V204H73ZM165 205V204H164ZM8 206H10V205H7V206H4V207H7L6 209L4 208V210H2V211H4L3 212V215L5 216V215H7V214H9L11 211H12V209L10 208V207H8ZM13 206V205H12ZM56 206V205H55ZM71 206V205H70ZM176 206V205H175ZM195 206V205H194ZM69 207V206H68ZM143 207V206H142ZM141 207V208H142ZM165 207V206H164ZM168 207V206H167ZM166 207V208H167ZM177 207V206H176ZM181 207V208H180ZM179 207V209H180V212L182 211V210H184L185 211V209L184 208H182V206H180ZM184 207V206H183ZM186 207V206H185ZM223 207V206H222ZM13 208H15V207H13ZM114 208V207H113ZM115 209V208H114ZM145 209V208H144ZM164 209V208H163ZM68 210V209H67ZM168 211H169V209H167ZM173 210V209H172ZM221 210V209H220ZM229 210V209H228ZM15 211V210H14ZM29 211V210H28ZM138 211H140V210H138ZM138 211H136V213L133 215L134 216V218H132V219H135V220H142L143 218H144V216H143V218L141 217V213L139 212L138 213ZM143 211V210H142ZM145 211V210H144ZM143 211V212H144ZM179 211V210H178ZM250 211V210H249ZM251 211V212H252ZM112 212V213H111ZM248 212V211H247ZM250 212V213H251ZM12 213V212H11ZM10 213V214H11ZM62 213V212H61ZM176 213H177V211H176ZM1 214H2V212H1ZM31 214V213H30ZM44 214V213H43ZM54 214V213H53ZM52 214V215H53ZM141 214V215H140ZM147 214V213H146ZM178 214H179V212H178ZM177 214V215H178ZM186 214H187V212H186ZM207 214H208V211H207ZM121 215V214H120ZM173 215H176V214H173ZM172 215V216H173ZM193 215V214H192ZM210 215V214H209ZM8 216V215H7ZM6 216V217H7ZM32 216V215H31ZM162 216V218H163V220L162 221H168L169 219H171V216L168 214V213H165V211H164V213H163V215H161ZM195 216V215H194ZM208 216V215H207ZM216 216V215H215ZM221 216V215H220ZM14 217V216H13ZM33 217V218H34ZM114 217V216H113ZM116 217V216H115ZM119 217V216H118ZM121 217V218H122ZM125 217V216H124ZM178 217H179V215H178ZM178 217H176V218H178ZM196 217V216H195ZM242 217V218H241ZM245 217V216H244ZM99 218V219H100ZM117 218V217H116ZM174 219V220H176L177 221V219ZM185 218V217H184ZM246 218H248V217H246ZM98 219V218H97ZM100 219V220H101ZM118 219V218H117ZM120 219V218H119ZM180 219V218H179ZM207 219V218H206ZM34 220H36V219H34ZM135 220H133V221H135ZM140 220V221H141ZM144 220V219H143ZM142 220V221H143ZM160 220V218L158 219V221ZM220 220V219H219ZM248 220V219H247ZM21 221V220H20ZM37 221V220H36ZM93 221V222H92ZM140 221H138V222H140ZM170 221V220H169ZM168 221V222H169ZM211 221H212V219H211ZM244 221H245V219H244ZM38 222V221H37ZM120 222V221H119ZM121 222H122V220H121ZM137 222V221H136ZM144 222V221H143ZM171 222V221H170ZM204 222V223H203ZM246 222V221H245ZM22 223V222H21ZM96 223V222H95ZM101 223V222H100ZM108 223V222H107ZM116 223H118V222H116ZM156 223V224H155ZM183 223V222H182ZM226 223V224H225ZM262 223V222H261ZM109 224V223H108ZM107 224V225H108ZM111 224V223H110ZM128 224V223H127ZM136 224V223H135ZM138 224V223H137ZM142 224V223H141ZM144 224V223H143ZM146 224V223H145ZM163 224H165V222L163 223ZM184 224V223H183ZM205 224V225H204ZM246 224H248V223H246ZM22 225V224H21ZM38 225H39V227H40V224H39V222H38ZM147 225V224H146ZM204 225V226H203ZM256 225H258V224H256ZM30 226H32V225H30ZM93 226V225H92ZM133 226V225H132ZM141 226V225H140ZM148 226V225H147ZM183 226V225H182ZM203 226V227H202ZM223 226V225H222ZM223 226V227H224ZM227 226V227H228ZM254 226H255V224H254ZM253 226V227H254ZM259 226H260V224H259ZM263 225H261V227H262ZM4 227V226H3ZM19 227V226H18ZM20 227H22V226H20ZM19 227V228H20ZM25 227H24V229H25ZM124 227V226H123ZM122 227V228H123ZM145 227V226H144ZM148 227V228H149ZM150 227V228H151ZM165 227H166V225H165ZM206 229H205V228ZM258 227V226H257ZM260 227V228H261ZM23 228V227H22ZM92 228V227H91ZM100 228V227H99ZM103 228V227H102ZM248 228V227H247ZM2 229V228H1ZM16 229V228H15ZM21 229V228H20ZM24 229H21V230H24ZM30 229V228H29ZM97 229V228H96ZM108 229H110V228H108ZM165 229V228H164ZM230 229V228H229ZM238 229V228H237ZM7 230H9L8 228H7V226L3 229V231H7ZM40 230V229H39ZM114 230V229H113ZM119 230V229H118ZM122 230H124V229H122ZM145 230V229H144ZM227 230V229H226ZM96 231V230H95ZM94 231V232H95ZM124 231H126V230H124ZM136 231V230H135ZM179 231H180V229H179ZM215 231V230H214ZM214 231L212 232V233H214ZM2 232V231H1ZM0 232V234H2ZM35 232V231H34ZM97 232V231H96ZM130 232H132V231H130ZM145 232V231H144ZM36 233V232H35ZM104 233H107V232H104ZM120 233V232H119ZM124 233V232H123ZM129 233V232H128ZM128 233H127V235H128ZM179 233V232H178ZM100 234V233H99ZM125 234H126V232H125ZM148 234H150L149 232H148ZM164 234V233H163ZM173 234V233H172ZM106 235V234H105ZM168 235V234H167ZM171 235V234H170ZM180 235H181V232H180ZM181 235V236H182ZM11 236H13V235H11ZM10 236V237H11ZM101 236H102V234H101ZM113 236V235H112ZM115 236V235H114ZM113 236V237H114ZM130 236H133V235H130ZM139 236V235H138ZM172 236H174V235H172ZM171 236V237H172ZM225 236H227V235H225ZM234 236V235H233ZM8 237V236H7ZM94 237V236H93ZM98 237V236H97ZM97 237H95L94 239H97L96 241H98V238ZM125 237H127V236H125ZM125 237H124V239H125ZM144 237V236H143ZM166 237V236H165ZM183 237V236H182ZM210 237V236H209ZM13 238V239H14ZM107 238V237H106ZM109 239H107V240H103L102 242L100 241V249L98 250L99 251V253H98V255L102 258V257H111V256H115V258H116V256H119V254L121 253V250H122V247H123V244L121 243V241L119 240V241H117V240H115V239H111V237L109 236L108 237ZM115 238V237H114ZM123 238V237H122ZM128 238H129V236H128ZM134 238V237H133ZM149 238V237H148ZM179 238H180V236H179ZM213 238V237H212ZM12 239V240H13ZM14 239V240H15ZM93 239V238H92ZM102 239V238H101ZM104 239V238H103ZM150 239V238H149ZM207 239V238H206ZM210 239V238H209ZM227 239V238H226ZM225 239V240H226ZM8 240V239H7ZM100 240V239H99ZM123 240V239H122ZM154 240V239H153ZM211 240V239H210ZM222 240H224V239H222ZM228 240V239H227ZM9 241V240H8ZM84 241V240H83ZM143 241H144V239H143ZM206 241H208V239L206 240ZM212 241V240H211ZM94 242V241H93ZM128 242V241H127ZM141 242V241H140ZM146 242V241H145ZM224 242V241H223ZM10 243H11V240H10ZM81 243V242H80ZM79 243V244H80ZM83 243V242H82ZM130 243V242H129ZM215 243V242H214ZM4 244V243H3ZM79 244H77V245H79ZM260 244V245H261ZM264 244V243H263ZM262 244V245H263ZM76 245V246H77ZM95 245V244H94ZM130 245H132V244H130ZM217 245V244H216ZM255 245V244H254ZM256 245H258V244H256ZM7 246H9V242H8V244H7ZM91 246H93V245H91ZM144 246V245H143ZM218 246V247H219ZM3 247H4V245H3ZM9 247H11V246H9ZM73 247V246H72ZM126 247H128V246H126ZM125 247V248H126ZM192 247V246H191ZM202 247H204V248H201V249H203V250H201V251H197V252H199L198 254H197V252H195L194 254H197L195 257H193V260L197 257V259L195 260L196 262H199V258H200V260H201V257L203 258L204 257V253L205 252H207V253H209L210 251H213L214 249H215V244L213 245V243H210V242H207L204 246H203V244H202ZM253 247V246H252ZM263 247V248H262ZM94 248V247H93ZM129 248H132V246L131 247H129ZM217 248V247H216ZM220 248V247H219ZM223 248V249H224ZM1 249V248H0ZM4 249V248H3ZM2 249V250H3ZM75 249V248H74ZM78 249V248H77ZM97 249H98V247H97ZM1 250V251H2ZM19 250V251H20ZM48 250V249H47ZM57 250V251H58ZM61 250V249H60ZM85 250V249H84ZM91 250V249H90ZM133 250V249H132ZM144 250V249H143ZM145 250H146V248H145ZM216 250V249H215ZM6 251V250H5ZM8 251V250H7ZM43 251V250H42ZM85 251H87V249L85 250ZM84 251V252H85ZM147 251V250H146ZM195 251V250H194ZM217 251V250H216ZM193 252V251H192ZM214 252V251H213ZM218 252V251H217ZM13 253V252H12ZM63 253V252H62ZM97 253H96V255H97ZM225 254H227L226 252H224ZM233 253V252H232ZM13 254H15V253H13ZM12 254V255H13ZM37 254V253H36ZM39 254V253H38ZM60 254V253H59ZM206 254V253H205ZM219 254V253H218ZM240 254V253H239ZM239 254H237V255H239ZM12 255H11V257H12ZM35 255V254H34ZM40 255V254H39ZM55 255H57V254H55ZM96 255H93L91 258H92V260L93 259H96L97 261H98V259H97V256ZM131 255V254H130ZM191 255H193L192 253H191ZM208 255V254H207ZM207 255H206V257H207ZM15 256H17L16 254H15ZM29 256V257H28ZM51 256V255H50ZM90 256V255H89ZM124 256V255H123ZM224 256V255H223ZM227 256H229V255H227ZM230 256H232V255H230ZM243 256V257H244ZM37 257H38V255H37ZM53 257V256H52ZM55 257V256H54ZM52 258V260H58L60 257L58 256H56L55 258ZM77 257V256H76ZM75 257V258H76ZM216 257V256H215ZM222 257V256H221ZM240 257H242V256H240ZM13 258V257H12ZM17 258V257H16ZM50 258V257H49ZM70 258V257H69ZM127 258V257H126ZM190 258V257H189ZM224 259H225V257H223ZM247 258V259H248ZM34 259V258H33ZM79 259V258H78ZM77 258H76V260H78ZM104 259V258H103ZM117 259V258H116ZM115 259V260H116ZM227 259V258H226ZM66 260H69V259H66ZM74 260V259H73ZM72 260V261H73ZM109 260H111V259H109ZM118 260V259H117ZM116 260V261H117ZM126 260V259H125ZM134 260V259H133ZM135 260H137V259H135ZM192 260V261H193ZM198 260V261H197ZM203 260V259H202ZM223 260V259H222ZM244 260H246V258H244ZM12 261V260H11ZM29 260H27V262H28ZM30 261H31V259H30ZM95 261V260H94ZM97 261H95V262H97ZM99 261H100V259H99ZM105 261V260H104ZM132 261V260H131ZM219 261V260H218ZM70 262H71V260H70ZM102 262V261H101ZM133 262V261H132ZM131 262V263H132ZM201 262V261H200ZM224 262V261H223ZM229 262V261H228ZM248 262V261H247ZM75 263V262H74ZM94 263V262H93ZM106 263V262H105ZM109 263V262H108ZM117 263V262H116ZM136 263V262H135ZM135 263H133V264H135ZM189 263V262H188ZM220 264H221V262H219ZM225 263V262H224ZM227 263V262H226ZM244 263V262H243ZM246 263V262H245ZM55 264V263H54ZM56 264H61L59 261L57 262L56 261ZM97 264V263H96ZM147 264V263H146ZM149 264V263H148ZM191 264V263H190ZM199 264V263H198ZM229 264V263H228ZM247 264V263H246ZM249 264V263H248Z\"/></svg>",
  "mask_w": 264,
  "mask_h": 264
}]
</instances>
